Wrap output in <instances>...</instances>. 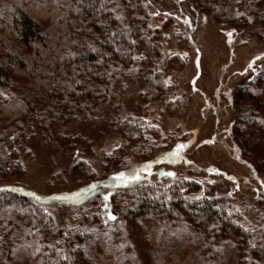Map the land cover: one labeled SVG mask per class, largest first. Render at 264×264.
Masks as SVG:
<instances>
[{
  "label": "trees",
  "instance_id": "1",
  "mask_svg": "<svg viewBox=\"0 0 264 264\" xmlns=\"http://www.w3.org/2000/svg\"><path fill=\"white\" fill-rule=\"evenodd\" d=\"M151 1L0 0V177L9 169L22 172L21 149L35 122L45 127L92 122L118 70L139 73L134 37L138 33L145 40L149 35L145 29ZM192 2L200 13L210 14L242 37L264 38V0ZM42 20L46 22L40 24ZM187 28L185 23L180 36L188 42L186 36L192 33ZM158 35L152 34V46L160 54ZM174 58L163 62L166 71L175 70L170 67ZM15 68L20 81L11 73ZM167 76L161 77L163 97L170 90L164 83ZM3 88L18 89L23 96L5 98ZM156 98L160 102L162 96ZM235 98L234 136L248 155L256 145L264 148V66L237 89ZM136 125V120L119 123V148L104 156L106 166H118L124 145L141 138L142 126ZM66 140L76 147L73 139ZM176 144L157 152L161 146L150 142L155 147L149 145L145 157L157 162ZM132 169V163H126L115 173ZM173 174L111 189L105 188L106 178L94 180L97 188L107 190V198L77 207L64 228L27 196L1 192L0 264H226L229 259L264 264V200L239 205L229 195H210L198 179ZM152 227L157 229L155 236ZM54 229L62 233L56 242L48 239ZM135 233L141 234L143 248L133 245ZM166 234L172 235L167 245L163 241V246L154 244L151 249V238Z\"/></svg>",
  "mask_w": 264,
  "mask_h": 264
},
{
  "label": "rangeland",
  "instance_id": "2",
  "mask_svg": "<svg viewBox=\"0 0 264 264\" xmlns=\"http://www.w3.org/2000/svg\"><path fill=\"white\" fill-rule=\"evenodd\" d=\"M151 3L145 29L149 35L145 40L138 33L134 37L139 73L118 70L108 99L92 122L63 127H45L35 122L21 149L22 172L17 174L9 169L0 177V193L11 191L27 196L44 208L59 228L71 221L77 207L107 197V190L92 182L103 178L109 183L105 188L111 189L138 181L132 178L133 174L139 180L154 181L167 173H178L198 179L210 195H229L239 205L258 198L264 200V148L256 145L245 155L234 136L238 116L235 94L264 66V38H245L236 29L223 27L210 14L200 13L192 0ZM185 23L192 33L190 38L186 36L188 42L180 36ZM156 31L160 54L152 46V34ZM169 57L177 59L170 64L174 71L163 67ZM11 73L20 81L19 69ZM163 73L168 75L164 83L170 87L164 97L160 91ZM1 93L5 98L23 96L18 89L3 88ZM160 95V102H155ZM1 115L0 112V124ZM122 120H136L142 126L141 138L124 145L118 166L111 168L103 159L119 148L117 133ZM66 139H73L76 147L68 146ZM150 142L161 146L157 152L177 144L157 162H151L152 158L145 157L146 151L155 147ZM126 163H132L133 169L123 173L125 179L121 181L115 169L125 167ZM209 172L222 174L223 178H215ZM111 173L115 175L112 177ZM151 231L155 236L157 229L152 227ZM170 235L163 239L153 236L151 249L154 244L168 243ZM60 236L62 233L54 229L48 239L56 242ZM137 236L135 233L133 245L143 248L139 242L141 234ZM163 250L166 249L162 247ZM226 264L236 261L229 259Z\"/></svg>",
  "mask_w": 264,
  "mask_h": 264
},
{
  "label": "snow or ice",
  "instance_id": "3",
  "mask_svg": "<svg viewBox=\"0 0 264 264\" xmlns=\"http://www.w3.org/2000/svg\"><path fill=\"white\" fill-rule=\"evenodd\" d=\"M229 35H231V33H229ZM249 66L251 67V65H249ZM178 147L179 148H183L184 146L183 145H179ZM167 175H174V174L173 173H167ZM132 178L135 179V180H139V176H136L135 174H133V177ZM117 179L123 181L125 179L124 174L123 173H120L119 176L117 177ZM110 219L115 220L116 217L115 216H111Z\"/></svg>",
  "mask_w": 264,
  "mask_h": 264
}]
</instances>
